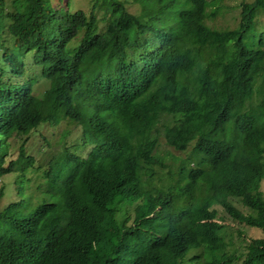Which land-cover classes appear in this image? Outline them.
<instances>
[{"label":"trees","instance_id":"trees-1","mask_svg":"<svg viewBox=\"0 0 264 264\" xmlns=\"http://www.w3.org/2000/svg\"><path fill=\"white\" fill-rule=\"evenodd\" d=\"M128 1L90 0L85 13L0 0V179L34 166L25 140L42 124L80 126L90 146L82 157L62 143L47 161L51 181L55 158L69 165L53 200L0 210V264H231L215 205L261 229L236 259L264 264V0L242 2L227 29L204 21L216 0H133L138 13ZM33 71L49 82L42 94ZM160 136L180 151L192 143L203 167L174 173Z\"/></svg>","mask_w":264,"mask_h":264},{"label":"rangeland","instance_id":"rangeland-1","mask_svg":"<svg viewBox=\"0 0 264 264\" xmlns=\"http://www.w3.org/2000/svg\"><path fill=\"white\" fill-rule=\"evenodd\" d=\"M251 2L252 0H216L213 5H208L205 10V23L211 28L216 29H227L234 28L237 26L241 3ZM90 0H68L67 10L69 12H74L76 10H82L85 13L90 8ZM127 10L132 13H138L140 5L139 3L129 0L126 4ZM259 14L262 16L259 22L263 24L264 14L261 9H258ZM98 16L100 25L102 26L106 18L104 9L97 8L95 10ZM35 69V68H34ZM33 69H29L31 72ZM32 76L36 79V83L33 86L34 91L42 94L48 87L49 82L42 78L40 71H33ZM262 99L261 94L255 93L250 101L251 106H256ZM160 123V126L163 122ZM68 128L66 133L64 130ZM163 127H161V130ZM81 130L80 126L66 123H61L58 127H51L48 124H42L37 129L33 130L25 140V154L34 158L35 163L32 168L27 169L28 173L23 175H18L14 171L9 172L0 179V187L3 189V195L0 198V210L5 208L8 204L17 202L9 210L11 215L22 216L31 210H33L39 204L53 200L58 194V191L63 187L64 180L69 173V165H63L62 157L55 158V171L53 175L56 177L52 178L51 181L48 176L44 175L45 165L55 154L57 156L62 150V143H66L67 146H72L78 144L74 148V152L79 156L85 157L90 146H86L85 143L80 139ZM22 139H15L13 137L11 141V147L9 150V155L7 161L16 159L18 157V148L20 143L26 136H22ZM44 138L47 139L44 140ZM27 139V138H26ZM193 144L191 143L186 150L180 151L176 150L172 146H169L165 140L160 136L159 144L157 146L156 153L159 156L162 163L167 164L168 167L177 173L179 166L184 162L186 170L190 168L203 167V163L198 164L199 156L192 151ZM45 166H43V165ZM42 165L38 170L30 171L31 169H36L38 166ZM160 164L157 165L160 168ZM156 185L163 186L172 183V180L163 182L155 181ZM260 189L264 194V179L261 182ZM239 208L242 207L240 202L232 200ZM214 208L217 210V216L223 217L222 221L224 223L223 228L220 231V236L222 237L225 246L223 247L224 252L227 256H232L231 264H241L236 257L241 256L245 251V246L249 241V238H257L263 235L261 229L257 227L247 226L246 224H240L237 221L231 219V217L225 212L222 206L215 205ZM240 232V233H239Z\"/></svg>","mask_w":264,"mask_h":264}]
</instances>
